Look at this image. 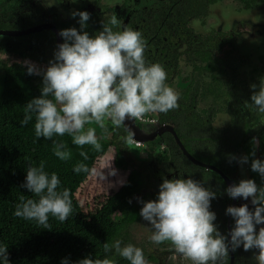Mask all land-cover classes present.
Returning a JSON list of instances; mask_svg holds the SVG:
<instances>
[{"label":"clouds","instance_id":"1","mask_svg":"<svg viewBox=\"0 0 264 264\" xmlns=\"http://www.w3.org/2000/svg\"><path fill=\"white\" fill-rule=\"evenodd\" d=\"M71 15L73 18L79 16L81 29L87 27L90 13L77 11ZM118 24L117 17H111L94 37L75 27L63 29L59 35L64 42L57 46L54 60L49 61L46 69L42 70L27 60L22 62L27 67V74L42 75L43 86L41 96L26 104L21 126H27L35 116V136L52 140L53 153L61 161L69 160L71 152L62 140H53L54 136L67 134L76 146L90 145L99 152L102 145L96 130H85L86 124L95 122L107 131V121L119 128L122 125L127 127L125 121L128 119L143 129L141 125L148 114H167L179 108V94L165 83L167 73L164 67L158 63H146V42L141 32L129 28L113 31ZM250 87L256 89L257 85ZM251 101L257 111L264 114V79L259 90L253 91ZM248 104L246 101L244 107L247 108ZM260 123L264 125V119ZM127 135L125 139L130 144L134 132L129 130ZM80 155L88 159L86 152L81 151ZM235 159L230 157V160ZM247 162L248 156L239 158L241 165ZM108 168V175L117 174L111 164ZM73 170L77 174L90 172L84 163H78ZM251 170L264 179V161L253 159ZM97 175L105 181L103 172ZM120 184L123 185L124 181L121 180ZM60 185L56 173L49 176L45 172L43 161L38 167L29 166L21 187L38 200L21 196L14 215L26 221L34 220L38 226L49 230L50 215L64 223L73 214V204L70 190H59ZM226 192L233 199L251 198L255 206L254 211H250L247 204L226 209V214L235 221L229 233L231 250L235 251L241 245L244 251L257 249L259 254L255 259L258 264H264V227L258 233L256 231V225L264 224V187H258L252 179H242L229 186ZM216 195L191 178L164 179L156 200L139 201L143 204L140 216L154 230L150 240L156 244L170 242L175 251L191 264H225L229 254L228 236L218 231L214 224L216 214L210 211V202ZM7 249V245L0 246L3 264H9ZM103 251L105 258L87 256L77 264H115L114 258L107 257L108 253L126 259L130 264H148L141 248L132 244L122 247L120 240L112 244L105 242ZM61 264H68L67 258Z\"/></svg>","mask_w":264,"mask_h":264},{"label":"rangeland","instance_id":"2","mask_svg":"<svg viewBox=\"0 0 264 264\" xmlns=\"http://www.w3.org/2000/svg\"><path fill=\"white\" fill-rule=\"evenodd\" d=\"M83 1L81 0V6L84 7ZM89 1L94 0H85V3L88 4ZM244 1L220 0L210 6V12L204 18L184 17V20L176 16L177 12L172 10V5L163 6V4L158 3L155 4L154 10L152 9L151 12L145 8L134 7L131 12L132 21L125 25H120L121 21H119L118 26L113 27V31H123L125 28H129L142 34V31L147 29V32L142 34L146 42V63L166 65L167 80L165 83L176 92L183 90L189 85L190 80L192 81L191 90L196 89L197 83L200 80L202 83H210L212 85V78L214 76H217L221 82H225V86H228L227 88L230 89L231 98L226 93L223 96L219 95L220 98L222 97V100L219 98L220 102L225 103L229 101L233 102V104L235 102L240 109L233 110L235 113L234 118H232L230 113L225 111L217 112L213 115L212 119L209 116L210 120H212V125L214 128H217L218 132L207 131V129L197 130V127L194 126L191 129L192 134L199 135L198 143L194 146V149L200 154H209L219 149L225 151L234 149L232 153L237 159L233 179L236 183H239L242 179H252L260 187L257 172L251 170L252 160L258 159L256 154L252 155L253 152L256 153L255 142L248 141L244 144L242 143L243 129L241 123L247 120L249 129L253 130L261 126V119H264V114H260L256 108L251 111V115L247 114L243 108L247 97L249 100L253 91L259 90L260 83H258L257 77L261 80L264 78V61L262 59L264 54V5H260L262 3L261 0H256L251 2L253 5L250 9H245ZM19 10L22 9L18 8L15 11L6 13L7 16L5 17L7 18L10 14H18ZM57 15L58 19L66 23L65 25L62 24L64 25V27H61L62 30L75 27L78 31H87L93 37L103 30V25H100L93 35L92 27H95V15L91 20L87 21L85 29H81L78 23L79 16L78 19L73 21L74 18L70 12L58 10ZM67 21L76 24V26L71 24L72 27H70L71 25H68ZM17 24L19 26L22 25V23ZM210 33H212L211 36H209ZM148 36H151V38L147 40ZM31 40L36 41V39ZM31 40L24 39L20 44H16L19 40L0 38V74L3 73L2 61L9 58V55H19L17 59L20 63L26 60L30 62L34 60L32 63L42 70L46 69L38 64V60H41L43 55L39 52L34 55V49L30 48V44H33L35 49H42L43 45L33 41L32 43ZM201 50L207 51L210 58L213 56L218 58V61L221 62L220 64L226 60L227 63L224 64L223 69L224 73H210L204 70L198 72L194 68L193 63L196 62L199 56V54L196 55V52ZM198 64L204 65L205 62L200 61ZM253 84L257 85L256 89L250 87ZM198 91L195 94L194 100L196 105L194 106V104L190 103L191 92L184 104L186 108H182V114L186 118V122H190L191 124L198 117L206 121V117H204V114H201V111L210 107L215 100L213 93L205 94L201 84H198ZM152 114H148L147 117L151 118ZM260 115H262V118L257 120ZM233 119L236 123L235 125H233ZM107 124H111V121H107ZM88 128H94L97 137L104 138L107 141L113 140L118 145V150L121 151L126 168L119 169L114 167L113 160L115 159L117 150L114 145L110 146L107 152L96 160L93 167L96 171H91L78 189L76 196L85 210L94 208L97 202L103 201L112 191L118 189L121 185L120 181H124L127 172L132 169L139 173L136 182L141 187L136 198L140 200L145 196L146 202L156 200L152 193L158 192L159 186L164 179H167L168 173L171 174L172 171H176V176L185 178V175L189 172V169L182 163V160L178 158L180 157L179 152H176L177 154H174L173 158L168 161L154 159L157 153L162 155V150L168 152L167 148L170 147L161 148L160 141L156 137L150 139V142L147 144L140 141L134 144L133 141L128 145V141L125 139L126 136L122 133L118 134L117 137H113L111 130L107 128V131H104L95 122L86 124L85 129L87 130ZM247 132L252 133L249 130ZM212 136L215 137L214 141L209 139ZM168 143H172V141ZM236 145L238 147L235 148ZM243 156H248V162L241 165L239 158ZM110 164L112 168L117 170L116 175H108ZM160 166L163 169L162 172L160 168H157ZM139 167L141 169H138ZM100 172L104 173L106 177L105 181L99 179L97 173ZM218 185H220L218 182L211 180L204 187L214 191L219 187ZM222 193L225 194L226 192L223 190ZM221 196V193L220 195H216V200L210 202V211L216 214L214 224L217 226L218 231L221 235L226 236V233H224V216L226 213H221L218 209ZM250 204L249 210L254 211L255 206L252 203ZM261 227H264V224L256 225L257 233ZM153 231L151 224L142 218L130 226L127 241L121 244V246L132 244L141 248L144 253L158 255L159 261L148 262V264H191V261L185 259L175 251L170 242L162 244L152 242L150 237ZM237 250L238 264H258L255 259V256L259 254L257 249L244 251L241 245Z\"/></svg>","mask_w":264,"mask_h":264},{"label":"trees","instance_id":"3","mask_svg":"<svg viewBox=\"0 0 264 264\" xmlns=\"http://www.w3.org/2000/svg\"><path fill=\"white\" fill-rule=\"evenodd\" d=\"M216 0H181L178 12L180 17L204 18L209 13V6ZM247 5L256 0H245ZM210 33L209 36H211ZM199 54L196 62L193 63L194 68L199 72L200 70L209 71L212 73H224V64L227 61L223 59L220 64L218 58L213 56L209 57L207 51H197ZM230 54V53H229ZM205 62L204 65L198 63ZM3 73L0 74V246H8V260L9 264H61L65 258L68 264H77V262L87 256L92 258H105L103 251V244L108 242L114 243L120 240L121 244L127 241L128 230L130 226L142 219L140 210L143 204L139 201L146 202L145 196L137 200V194L141 190L140 185L137 184L139 173L136 170H131L126 174L124 184L120 185L118 189L112 191L103 201L97 202L92 209L85 210L77 199L78 189L81 184L86 180L89 173L94 167L96 160L103 156L107 149L114 145L117 150L113 165L115 168L125 169L126 165L121 156V151L118 145L113 140H105L99 138L98 141L102 145V150L97 152L92 146L85 145L83 147L76 146L72 143L71 136L65 134L63 137L54 136L53 140L63 141L67 145V150L71 152V158L67 161H61L53 153L52 140L44 138H37L35 136V116L27 126H21V121L24 117V109L26 104L33 98L41 96V89L43 86L42 75H29L27 74V67L22 65H3ZM258 78V83L261 79ZM200 79V78H199ZM213 84L211 85L198 81L196 89L191 90L192 81L190 80L183 90H179V108L171 110L167 114L158 113L161 116L162 122H171L179 131L181 141L185 148L194 157L205 163L212 164L219 168L224 174L232 176L235 172L236 159L230 160L234 156L231 150H217L209 154H200L194 149L198 143V134H192L191 129L194 126H202L205 121L200 119L194 120L192 124L186 122L182 114V108H185V101L191 94V98H195L198 93V84H201L206 93H213V104L201 111L206 117V112L211 110L212 116L219 111H225L232 115L234 118L235 113L233 110L240 109L236 103L228 102L227 105L222 104L219 98L223 94L230 96V89L225 86V82L218 80L217 76L212 78ZM222 100V97L220 98ZM229 99V98H228ZM251 98L247 97L249 103L247 108L243 107L247 114L251 115V111L256 107L250 101ZM198 114V113H197ZM200 116V115H198ZM203 116V115H202ZM262 115L258 116L259 120ZM236 123L233 119V125ZM179 125L184 127V130ZM242 127V143L248 141L255 142L256 157L264 161V125L250 130L248 121L244 120L241 123ZM108 130H111L113 137H117L122 133L126 137L127 133L123 130L122 126L116 128L111 124H107ZM205 126L203 130H205ZM86 130V129H85ZM197 130H199L197 128ZM247 130L252 133L247 132ZM198 132V131H197ZM196 132V133H197ZM245 135V136H244ZM244 136V138H243ZM214 140L213 137L209 138ZM173 156L180 153V160L189 169L190 176L198 170L200 178L204 183L211 180H216L220 185L215 189L217 195L223 196L219 204V211L226 213L227 201L229 197L226 192V184L222 177L211 170H206L202 167L195 165L190 159L183 154L179 146L172 141L168 143ZM238 145L235 146V148ZM84 151L88 154V159L80 155ZM177 152V153H175ZM170 156L164 151L162 155L158 154V160L168 161ZM235 157V156H234ZM187 159V160H186ZM44 162V170L49 174L56 173L61 181L60 189L67 188L70 190V195L73 204V214L64 223L58 219L49 217L51 229H43L38 226L36 221H26L23 218L16 217L14 212L16 205L20 203V197L25 199H37L26 188L21 187L26 180V171L29 166H39L40 162ZM78 163L86 164L89 173H75L74 167ZM258 183L260 187H264V179L257 173ZM226 193L223 194L222 191ZM157 199L158 193H152ZM147 197V196H146ZM131 201V202H130ZM226 216H224V233H226ZM234 219L231 220V229L233 228ZM227 237V233H226ZM228 238V237H227ZM228 242V239L227 241ZM234 252L235 260L233 264H238V250ZM148 262L159 261L158 255L154 253H144ZM108 258H114L115 264H130L129 261L119 256L113 257L112 253L107 254ZM0 264H3L0 261ZM225 264H229L228 260Z\"/></svg>","mask_w":264,"mask_h":264},{"label":"flooded vegetation","instance_id":"4","mask_svg":"<svg viewBox=\"0 0 264 264\" xmlns=\"http://www.w3.org/2000/svg\"><path fill=\"white\" fill-rule=\"evenodd\" d=\"M218 1H220V0H216L210 6L217 3ZM180 2H181V0H94V1H89L88 4H86L85 0H84L83 1L84 7H83V6H81V0H0V7L2 6V8L0 9V30L17 31V35H2V34H0V38L19 40L18 43H16V44H20L22 42V40H24V39H30V40L36 39V41L31 40V42L33 41V42L39 43V44L43 45V48L42 49H35L33 44H30V48L34 49V51H33L34 55H36L37 52H39L41 55H43V57H41V60L40 59L38 60V64L42 65L43 68L44 67L47 68L49 66V61L54 60V52L57 50V46L64 42V39L59 35V33L62 30L61 27H64V25L66 23H64L63 21L58 19V17H57L58 16L57 15L58 10L63 11V12H70V14H72L73 12H77V11H87L88 13H90V20L95 15L96 16V18L94 19L95 27H92L93 28L92 33L94 35L96 33V31L99 29L97 27H99L100 25H103V23H107L111 19V17H113V16H116L118 21H121L120 25H125L127 23H130L132 21L131 12H132L134 7H141L142 9L145 8L151 12L152 9L154 10L155 4L160 3V4H163V6L164 5H166V6L172 5L171 6L172 10L174 12H177V15H176L177 17H180V14L178 12V7L180 6ZM261 2L262 3H260V5H264V0H261ZM252 5H253L252 3H249L247 5V2L244 1V8L245 9H250V7ZM210 6L208 8L209 12H210ZM18 8L22 9V10L18 11V14H12V15L10 14L7 18L5 17V16H7L6 13H10L12 11H15ZM109 15H110V17H109ZM189 18H191V17H189ZM76 19H78V16H76L73 19V21H75ZM196 19H198V18H196ZM17 23H22V25L19 26V24H17ZM62 24H64V25H62ZM67 24L71 25L74 23L67 21ZM74 25L76 26V24H74ZM70 27H72V25ZM30 28H35L36 30L33 32H29V33L28 32L27 33L22 32V31L30 29ZM145 32H147V29L142 31V34H144ZM57 35H59V37H60V43L59 44L57 41ZM150 38H151V36H148L147 40ZM263 52H264V50H263ZM17 56H19V55H15V56L9 55V58L2 61V66L3 65H13V64L22 65V63H20V61L18 62ZM262 59L264 61V54H263ZM33 61L34 60H32V62ZM22 66H25V65H22ZM162 66L164 67V69L166 68V65H162ZM210 73H212V72H210ZM262 79H264V78H262ZM194 100H195V98H191L190 103L194 104V106H195L196 103L194 102ZM222 104L227 105L228 103H226V104L222 103ZM185 108H186V106H185ZM185 108H183V109H185ZM210 112H211V110H209V112H206V121L204 123H202V126H196V127L199 130H203V127L205 126L207 131L218 132L217 128H214V126L211 123L212 120H210V118L212 119L213 116ZM152 115L153 116H151V118L146 116L145 120L142 122L141 126L144 130L147 129L148 131H155L156 132L159 129V126L169 124V125H172L176 129V131L178 132V135H179V131L171 122L160 121L161 116L159 117L158 113H153ZM209 116H210V118H209ZM179 126L182 130H184V127L182 125H179ZM156 138L159 139L160 147L163 149H165V147L169 146L168 142L174 141L173 135L168 130L163 131L161 134L156 136ZM213 138H215V137H213ZM212 141H214V140H212ZM149 142L150 141H146V142H144V144H147ZM127 144L129 145V142ZM167 149H168L167 154H168V156H170L169 158H173V153H172L171 149L169 147ZM162 152L164 153L163 150H162ZM154 159L158 160V153L155 155ZM126 164L128 165V163H126ZM195 165H197V164H195ZM197 166H199V165H197ZM199 167L204 168L203 166H199ZM157 168H160L161 172L163 171L161 166L157 167ZM138 169H141V167H139ZM204 169H206V168H204ZM132 170H134V169H132ZM206 170H210V169H206ZM130 171H128V172H130ZM171 174L173 175L172 177H171ZM171 174L168 173L167 179L179 178V176H176V171H174V172L172 171ZM189 176H190L189 174H186L185 178L194 179L195 181L199 182L203 187L205 184L208 185L210 182V181H208L207 183H204L202 181V179L200 178L198 170L195 171V173H193L192 176H190V177ZM233 176H234V174L232 176H229V177L233 180V182H235V184H238L233 179ZM157 191H158L157 193H159V189ZM222 199H223V196H221L220 200H222ZM212 200L215 201L216 198L212 199ZM250 200L251 199L244 200L243 198H241V199L238 198V199H236L235 204H233V200H232V198H230L229 201H227V207H229V206L239 207V206H241V204L242 205L247 204L248 207H250L251 206ZM227 216H229V215L227 214ZM226 219H228V218H226ZM230 221H231V219H230ZM234 224H235V221H234ZM234 224H233V227H234ZM226 226H227V223H226ZM230 228H231V225H230ZM234 260H235V256H234Z\"/></svg>","mask_w":264,"mask_h":264},{"label":"water","instance_id":"5","mask_svg":"<svg viewBox=\"0 0 264 264\" xmlns=\"http://www.w3.org/2000/svg\"><path fill=\"white\" fill-rule=\"evenodd\" d=\"M35 28H30L27 30H24L22 32L24 33H29V32H33L35 31ZM0 34L2 35H17V31H6V30H0ZM57 41L58 44L60 43V37L59 35H57ZM125 124L127 125V127L122 125L123 130L129 134V130L134 132V137L132 141H140L142 143L149 141L150 139L155 138L156 136H158L159 134H161L163 131L168 130L174 137V141L177 145H179V147L182 149V152L184 153V155L190 159L193 163L199 165V166H203L206 169H210L212 171H215L216 173H218L222 179L224 180V183L226 184L227 187L234 185L235 183L233 182V180L226 174H224L219 168H217L216 166L209 164V163H205L203 161H200L199 159H197L196 157H194L192 154L189 153V151L185 148V146L183 145L180 136L178 135V132L176 131V129L169 124L163 125V126H159V129L155 132V131H147L145 132L144 129H141L133 120H128L126 119ZM233 204H235L236 199H233ZM230 215L228 216L227 219V234H228V243H229V264H233L234 263V252L231 250V244H230Z\"/></svg>","mask_w":264,"mask_h":264}]
</instances>
